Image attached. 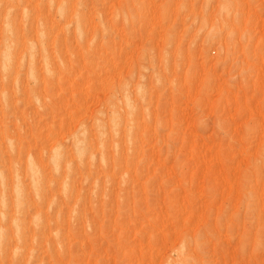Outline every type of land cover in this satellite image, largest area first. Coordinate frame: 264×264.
I'll use <instances>...</instances> for the list:
<instances>
[{
	"label": "rangeland",
	"instance_id": "rangeland-1",
	"mask_svg": "<svg viewBox=\"0 0 264 264\" xmlns=\"http://www.w3.org/2000/svg\"><path fill=\"white\" fill-rule=\"evenodd\" d=\"M0 264H264V0H0Z\"/></svg>",
	"mask_w": 264,
	"mask_h": 264
},
{
	"label": "bare ground",
	"instance_id": "bare-ground-1",
	"mask_svg": "<svg viewBox=\"0 0 264 264\" xmlns=\"http://www.w3.org/2000/svg\"><path fill=\"white\" fill-rule=\"evenodd\" d=\"M21 203H22V201H21ZM20 204V203H19ZM18 220V219H17ZM22 225V224H21ZM18 227V226H17ZM18 228H20V227H18Z\"/></svg>",
	"mask_w": 264,
	"mask_h": 264
}]
</instances>
